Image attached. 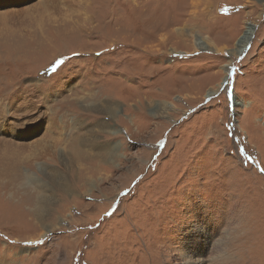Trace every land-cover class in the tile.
<instances>
[{"label": "rangeland", "instance_id": "374dc122", "mask_svg": "<svg viewBox=\"0 0 264 264\" xmlns=\"http://www.w3.org/2000/svg\"><path fill=\"white\" fill-rule=\"evenodd\" d=\"M0 118V264H264V0H0Z\"/></svg>", "mask_w": 264, "mask_h": 264}, {"label": "bare ground", "instance_id": "6f19581e", "mask_svg": "<svg viewBox=\"0 0 264 264\" xmlns=\"http://www.w3.org/2000/svg\"><path fill=\"white\" fill-rule=\"evenodd\" d=\"M253 30H254L253 28H248V30L245 32L243 37L240 39L239 43L237 44L238 49H236L238 53L241 50H243L242 48L244 46H246L247 40H249L251 38V36L253 35V33H254ZM202 41L204 42V40H202L200 38L199 39L196 38V41L194 42L196 47H198V48L201 47L202 48L203 47V45L201 46V44L203 43ZM210 44H211V42H210ZM210 44L207 43V46H212ZM203 48H207V47H203ZM208 48H210V47H208ZM215 49L219 50V48H216V47H215ZM173 52H175V51H173ZM211 91H212V89H211ZM212 93H214V90L212 91ZM27 123L28 122L24 121L21 124L25 128ZM25 129L27 130V127ZM16 130H18V128H15V129L11 128L9 130L6 129L5 126H4V122L0 118V131H10V132L13 133V136L15 137V136H17ZM26 130H24L25 133H26ZM18 136L22 137V136H25V135H19L18 134ZM85 139H87V136L84 139H81V140H84L83 145H87V141ZM12 146H14V144H7V143H4V142L0 141V155H1V157H2V155H8L9 154V157H7L6 159H13L12 153H10V150H11ZM17 147L20 148L19 146H17ZM10 172L11 171L7 172L6 174H10ZM59 184L63 185L64 187H67L69 183L67 184V183L64 182V180H62ZM39 202L41 204L38 203V205L35 207V209H32V210L36 214V216L42 220V219H45V216H46V210H45L44 206H42V204L44 205L45 202L42 200V197L40 198ZM54 227H58V226H54ZM54 227L48 229V231H51ZM46 232L47 231L41 233L39 235V237L43 236ZM33 238H35V237H33Z\"/></svg>", "mask_w": 264, "mask_h": 264}, {"label": "snow or ice", "instance_id": "6c2138e0", "mask_svg": "<svg viewBox=\"0 0 264 264\" xmlns=\"http://www.w3.org/2000/svg\"><path fill=\"white\" fill-rule=\"evenodd\" d=\"M56 69H55V67L53 68V71H55ZM261 171H264V169H262Z\"/></svg>", "mask_w": 264, "mask_h": 264}]
</instances>
